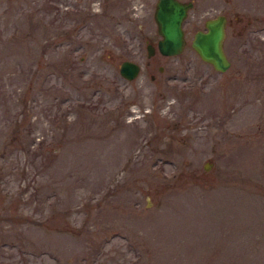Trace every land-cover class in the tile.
<instances>
[{
    "label": "rangeland",
    "instance_id": "1",
    "mask_svg": "<svg viewBox=\"0 0 264 264\" xmlns=\"http://www.w3.org/2000/svg\"><path fill=\"white\" fill-rule=\"evenodd\" d=\"M155 2L0 0V264H264V0L148 57ZM218 13L225 71L190 45Z\"/></svg>",
    "mask_w": 264,
    "mask_h": 264
},
{
    "label": "water",
    "instance_id": "2",
    "mask_svg": "<svg viewBox=\"0 0 264 264\" xmlns=\"http://www.w3.org/2000/svg\"><path fill=\"white\" fill-rule=\"evenodd\" d=\"M192 5L193 2L190 0L156 1L153 18L160 35L157 50L161 54L174 55L184 49L186 38L182 23ZM226 22L227 18L224 14L205 19L204 28L197 29L190 41L191 47L198 56L209 62L217 71H225L231 64L224 49ZM146 51L150 56L155 52V48L148 44ZM118 70L122 77L130 80L138 75L140 65L131 59H123L119 63ZM204 167L208 168L207 165Z\"/></svg>",
    "mask_w": 264,
    "mask_h": 264
},
{
    "label": "flooded vegetation",
    "instance_id": "3",
    "mask_svg": "<svg viewBox=\"0 0 264 264\" xmlns=\"http://www.w3.org/2000/svg\"><path fill=\"white\" fill-rule=\"evenodd\" d=\"M156 1H157V0H156ZM185 1H189V0H185ZM190 1L193 2V0H190ZM155 3H156V2H155ZM193 5H194V2H193ZM193 5L191 6V8L193 7ZM154 7H155V5H154ZM191 8H190V9H191ZM190 9H189V10H190ZM189 10L187 11V15H188ZM218 14H224V15H225V13H218ZM187 15H186V17H187ZM225 16H226V15H225ZM186 17H185V18H186ZM185 18H184V20H185ZM226 18H227V17H226ZM184 20H183V22H184ZM155 23H156V22H155ZM226 23H227V22H226ZM182 26H183V23H182ZM203 28H204V27H203ZM203 28H199V29H203ZM183 29H184V28H183ZM156 30H157V26H156ZM184 31H185V30H184ZM157 33H158V32H157ZM158 34H159V33H158ZM159 36H160V35H159ZM159 38H160V37H159ZM159 38H158V39H159ZM185 38H186V36H185ZM158 39L156 40V44H153L151 41L146 40L145 48H146V46H147L148 44H151V45L155 48V50H156V49H157V42H158ZM146 53H147V51H146ZM154 53H155V52H154ZM154 53H153V54H154ZM153 54H152V55H153ZM147 56H148V55H147ZM150 56H151V55H150ZM150 56H148V57H150ZM133 61H134V60H133ZM136 62H137V61H136ZM137 63H138V62H137ZM138 64L140 65V63H138ZM158 68H159V69H162V66L160 65V66H158ZM140 70H141V65H140ZM140 70H139V73H140ZM139 73H138V74H139ZM137 76H138V75H137ZM137 76H136V77H137ZM151 76L153 77V75H151ZM125 79H126V78H125ZM128 80H129V79H128ZM130 80H131V79H130Z\"/></svg>",
    "mask_w": 264,
    "mask_h": 264
}]
</instances>
